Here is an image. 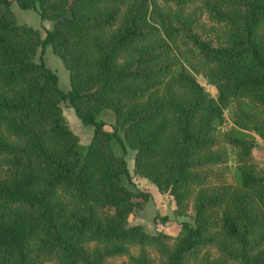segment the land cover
Returning <instances> with one entry per match:
<instances>
[{"label":"trees","instance_id":"trees-1","mask_svg":"<svg viewBox=\"0 0 264 264\" xmlns=\"http://www.w3.org/2000/svg\"><path fill=\"white\" fill-rule=\"evenodd\" d=\"M13 1L51 27L0 0V264H264V0ZM60 103L92 126L82 153ZM133 177L190 209L175 235L128 224Z\"/></svg>","mask_w":264,"mask_h":264},{"label":"rangeland","instance_id":"rangeland-1","mask_svg":"<svg viewBox=\"0 0 264 264\" xmlns=\"http://www.w3.org/2000/svg\"><path fill=\"white\" fill-rule=\"evenodd\" d=\"M10 9L13 12L16 20L20 23H24L29 25L30 27L36 29L40 36H43V29L51 27L50 20H39L36 12L32 10H25L20 9L14 3L13 0H10ZM41 58L43 64L52 70L56 77H57V86L62 91H66L68 89V74L67 70L63 67L60 58L52 53L50 46H46L42 52L37 47L34 55V59L38 61ZM198 83L203 87L204 91L209 95L214 97L215 96V88L211 85L206 77L203 76L202 73L199 72H191ZM60 107L62 110V114L67 122L68 127L70 130L77 136L78 138V151L80 153L83 152L86 144L88 143L92 131V126L90 125H83L80 123L78 118L76 117L72 108H66L65 103H60ZM68 112L73 115V118L77 120V127L73 125L71 118L69 117ZM223 122L221 124L222 127H226L231 125L230 118H229V109L223 108ZM101 120L105 122L104 128L106 130H110V123L113 121L112 112L103 109L97 115ZM108 123V124H107ZM254 147L252 149V156L256 162L262 163L264 161V139H261L257 136L254 138ZM111 147L115 153H120V149L114 141L111 142ZM133 153L134 151L127 148L124 154V159L126 162V167L129 170V173H132V160H133ZM228 166H231V163H228ZM132 184L126 186L128 188H135L140 191H144L148 194V199L142 202L140 208H137L132 214L129 216V225L132 224H140L145 231L149 233L155 232H165L169 235H175L179 230V221L177 220L178 217L183 216H191L190 209H180L178 210L175 208L173 201L170 199V196L167 193L159 192L156 187L149 183L148 181L133 177ZM164 217L165 220L162 221L161 218ZM186 218V217H185ZM124 258H112L110 260L111 264H125Z\"/></svg>","mask_w":264,"mask_h":264},{"label":"crops","instance_id":"crops-1","mask_svg":"<svg viewBox=\"0 0 264 264\" xmlns=\"http://www.w3.org/2000/svg\"><path fill=\"white\" fill-rule=\"evenodd\" d=\"M66 108H67V107H66ZM68 108H69V107H68ZM68 114H69V117L71 118V120H72V122H73V125L77 127V120L73 118V115L70 114V112H68ZM108 123L111 124V122H108ZM108 123H107V124H108ZM104 126H105V125H104Z\"/></svg>","mask_w":264,"mask_h":264},{"label":"water","instance_id":"water-1","mask_svg":"<svg viewBox=\"0 0 264 264\" xmlns=\"http://www.w3.org/2000/svg\"><path fill=\"white\" fill-rule=\"evenodd\" d=\"M177 220H178V221H184V220H188V218H185V217H178Z\"/></svg>","mask_w":264,"mask_h":264}]
</instances>
